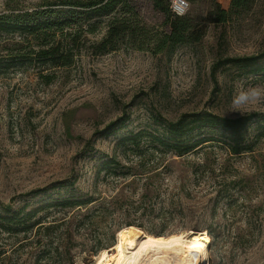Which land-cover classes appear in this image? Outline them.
Returning a JSON list of instances; mask_svg holds the SVG:
<instances>
[{"label": "rangeland", "instance_id": "374dc122", "mask_svg": "<svg viewBox=\"0 0 264 264\" xmlns=\"http://www.w3.org/2000/svg\"><path fill=\"white\" fill-rule=\"evenodd\" d=\"M59 1L0 0V15ZM186 1L195 42L159 54L119 43L93 55L100 27L50 85L37 81L35 65L0 67V214L18 212L21 222L34 212L26 230L0 229V264H94L128 226L150 235L204 231L207 264H264V0L245 8ZM128 7L151 33L160 30L150 1ZM19 40L0 33V63ZM241 57L257 59L224 63ZM252 90L261 97L240 99ZM204 113L254 115L238 131L249 148L231 154L228 132L210 127L192 132L191 140L205 142L181 157L148 145L145 135L131 141L155 131L156 115Z\"/></svg>", "mask_w": 264, "mask_h": 264}, {"label": "trees", "instance_id": "16d2710c", "mask_svg": "<svg viewBox=\"0 0 264 264\" xmlns=\"http://www.w3.org/2000/svg\"><path fill=\"white\" fill-rule=\"evenodd\" d=\"M153 10L162 18L160 30L151 33L147 22L139 13L128 7V0H60L57 5H46L42 10L25 11L16 14L0 15V33L17 34L20 40L12 45L0 63L2 70L16 71L37 66V81L46 86L53 83L55 71L74 65L80 54L84 35H93L103 28L101 37L89 45L93 55L114 50L119 43L127 44L137 50H147L153 54L169 51L175 46L195 42L200 38L198 29L193 25L190 13L177 16L171 10L170 0H148ZM248 0H232L234 8H245ZM172 3V1H171ZM120 6L118 9L117 7ZM170 8V9H169ZM220 22L226 20V12L217 15ZM256 57L227 59L225 64H251ZM249 114L235 119L214 115L183 114L175 121H168L156 115L152 122L156 124L153 132L139 131L132 135V142L148 137V145L158 146L165 152L177 157L184 156L201 146L205 140L190 139L195 129L213 128L227 131L229 134V152L237 154L242 147L239 140V128L250 121ZM120 118L118 122L124 121ZM114 162V159L110 161ZM10 212V207H3ZM32 211L0 214V229L9 233L28 228L27 220Z\"/></svg>", "mask_w": 264, "mask_h": 264}, {"label": "bare ground", "instance_id": "6f19581e", "mask_svg": "<svg viewBox=\"0 0 264 264\" xmlns=\"http://www.w3.org/2000/svg\"><path fill=\"white\" fill-rule=\"evenodd\" d=\"M209 244L204 231L150 235L128 226L118 232L112 247L95 254L94 264H207Z\"/></svg>", "mask_w": 264, "mask_h": 264}, {"label": "built area", "instance_id": "2783aa9c", "mask_svg": "<svg viewBox=\"0 0 264 264\" xmlns=\"http://www.w3.org/2000/svg\"><path fill=\"white\" fill-rule=\"evenodd\" d=\"M171 10L177 16L184 15L187 10L186 0H172Z\"/></svg>", "mask_w": 264, "mask_h": 264}, {"label": "clouds", "instance_id": "9594fccd", "mask_svg": "<svg viewBox=\"0 0 264 264\" xmlns=\"http://www.w3.org/2000/svg\"><path fill=\"white\" fill-rule=\"evenodd\" d=\"M262 92L259 90H252L250 93H241L240 99L242 100H257L261 97ZM243 114V113H241Z\"/></svg>", "mask_w": 264, "mask_h": 264}]
</instances>
